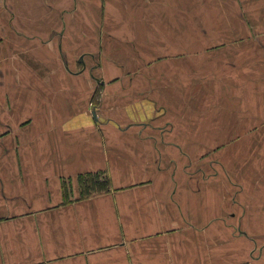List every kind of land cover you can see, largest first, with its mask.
Returning <instances> with one entry per match:
<instances>
[{"label":"crops","instance_id":"0c3cea01","mask_svg":"<svg viewBox=\"0 0 264 264\" xmlns=\"http://www.w3.org/2000/svg\"><path fill=\"white\" fill-rule=\"evenodd\" d=\"M181 9L0 0V264H264L261 93Z\"/></svg>","mask_w":264,"mask_h":264},{"label":"rangeland","instance_id":"374dc122","mask_svg":"<svg viewBox=\"0 0 264 264\" xmlns=\"http://www.w3.org/2000/svg\"><path fill=\"white\" fill-rule=\"evenodd\" d=\"M178 1L182 3L180 11L185 20L188 17L194 20L199 17L201 54L216 51L213 61L217 65L216 72L229 74L232 82H247L248 90L253 94L258 89L261 93H258V108H262L264 114V0ZM186 27L185 25V30ZM245 64L249 70L246 73L240 71ZM257 127L264 131V120L259 121ZM256 140L257 136L252 138L253 143ZM258 140L264 141V136ZM254 149L255 151L251 149L250 152L254 159L248 157L244 160L251 168H245L241 173L249 177L252 183L256 179L262 181L253 183L252 186L263 189L264 192V144L263 148L257 146ZM261 149L262 152H257ZM241 173L239 170V175ZM247 199L254 200L251 192ZM262 202L264 205V199ZM250 207L256 208V203L249 202L246 208ZM262 237L264 238V234Z\"/></svg>","mask_w":264,"mask_h":264},{"label":"trees","instance_id":"16d2710c","mask_svg":"<svg viewBox=\"0 0 264 264\" xmlns=\"http://www.w3.org/2000/svg\"><path fill=\"white\" fill-rule=\"evenodd\" d=\"M82 180V179H81ZM101 181H103V180H101ZM96 181H94L93 180V178H91V177H87L84 181H83V183H82V186L81 187H83V189H82V191H83V194H86V190H88V189H90L91 188V186H94V185H96ZM98 185H103L104 184V182H99L98 181Z\"/></svg>","mask_w":264,"mask_h":264}]
</instances>
